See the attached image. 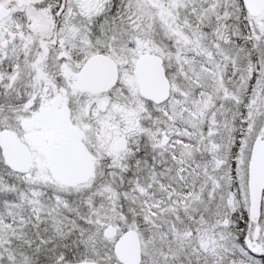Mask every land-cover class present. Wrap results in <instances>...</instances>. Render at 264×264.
<instances>
[{
	"label": "snow or ice",
	"instance_id": "6c2138e0",
	"mask_svg": "<svg viewBox=\"0 0 264 264\" xmlns=\"http://www.w3.org/2000/svg\"><path fill=\"white\" fill-rule=\"evenodd\" d=\"M0 264H264V0H0Z\"/></svg>",
	"mask_w": 264,
	"mask_h": 264
}]
</instances>
